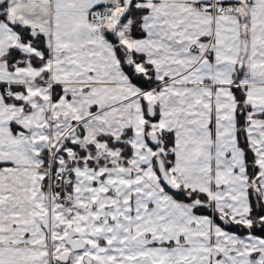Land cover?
Here are the masks:
<instances>
[{
  "label": "snow or ice",
  "instance_id": "1",
  "mask_svg": "<svg viewBox=\"0 0 264 264\" xmlns=\"http://www.w3.org/2000/svg\"><path fill=\"white\" fill-rule=\"evenodd\" d=\"M0 264H264V0H0Z\"/></svg>",
  "mask_w": 264,
  "mask_h": 264
}]
</instances>
